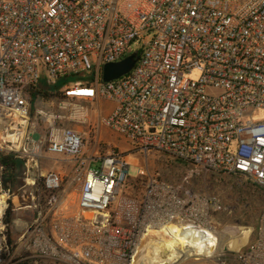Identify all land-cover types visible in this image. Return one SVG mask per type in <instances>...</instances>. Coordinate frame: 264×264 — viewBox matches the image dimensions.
Here are the masks:
<instances>
[{"label": "built area", "instance_id": "built-area-1", "mask_svg": "<svg viewBox=\"0 0 264 264\" xmlns=\"http://www.w3.org/2000/svg\"><path fill=\"white\" fill-rule=\"evenodd\" d=\"M134 41L130 71L102 81V66ZM193 70L198 78H187ZM69 75L85 78L64 86L66 97L113 103L98 124L122 136L126 151H99L84 131L30 121L27 87ZM255 109H264V0H0V151L22 161L16 191L0 184V264L12 248L23 255L9 264H139L150 232L169 229L216 241L220 197L202 175L239 176L264 191V119L247 118ZM17 130V146L6 145ZM131 152L182 164L180 176L148 173L141 192L127 195ZM235 257L264 264V205L254 240Z\"/></svg>", "mask_w": 264, "mask_h": 264}, {"label": "rangeland", "instance_id": "rangeland-1", "mask_svg": "<svg viewBox=\"0 0 264 264\" xmlns=\"http://www.w3.org/2000/svg\"><path fill=\"white\" fill-rule=\"evenodd\" d=\"M139 47L140 44L137 41L132 42L128 53L138 50ZM86 73L87 76L90 74V72ZM198 76L196 70L186 74L189 79H197ZM111 107L112 104L107 100H101L98 109L96 103L91 104L71 97L62 99L37 97L30 103L29 119L44 130L46 127L70 126L84 131L88 133V145L90 147L96 146L99 151H103L108 146H115L121 151H126L129 148V143L122 136L108 127L98 124L99 115H104ZM247 118L263 120L264 109L253 110L247 115ZM49 122L51 125H49ZM168 161L169 159L161 154H151V156L145 157L143 153H128L127 163L129 168L127 178L122 185L123 193L127 195L139 194L148 173L159 174L170 181L177 180L181 171L176 168L174 170V167L175 164H178L175 162L170 164L167 163ZM97 165V163L91 164L92 167ZM51 166L52 160L46 159L42 162L43 171ZM178 166L182 167V164ZM67 169H69V166ZM202 178L206 181V189L220 197V209L215 216L220 225L256 224L264 202V195L261 190L255 188L250 181L235 175L223 174L211 177L210 174H207L204 177L202 175ZM169 230L168 232L173 234L172 236H179L173 229ZM22 255V252L19 253L18 249L12 248L10 255L6 258L7 264ZM180 264H239V262L237 259L210 258L198 261L188 259Z\"/></svg>", "mask_w": 264, "mask_h": 264}, {"label": "bare ground", "instance_id": "bare-ground-1", "mask_svg": "<svg viewBox=\"0 0 264 264\" xmlns=\"http://www.w3.org/2000/svg\"><path fill=\"white\" fill-rule=\"evenodd\" d=\"M4 207V196L0 194V215ZM244 231V227L238 229L239 233ZM177 233L179 236L174 237L170 232L167 235L150 232L143 242L144 253L139 264H179L189 256H208L220 244L218 239L209 238L208 233H196L187 228L179 229Z\"/></svg>", "mask_w": 264, "mask_h": 264}, {"label": "trees", "instance_id": "trees-1", "mask_svg": "<svg viewBox=\"0 0 264 264\" xmlns=\"http://www.w3.org/2000/svg\"><path fill=\"white\" fill-rule=\"evenodd\" d=\"M85 77H80L79 75H69L64 76L58 79V81L54 85H48L45 81L41 80L35 84L27 87L26 92L28 94L29 102L32 103L34 98H55L62 99L66 98L62 88L64 86L70 85L73 82ZM22 161L16 157H14L11 153H6L0 151V165H3V169L0 172V184L1 188L4 191L15 192L17 187L20 185V181L18 180V175L21 170ZM178 164V163H177ZM179 165V164H178ZM178 165L175 164L176 168ZM134 195V193L130 194ZM12 218V212L10 208H8L4 222L8 223ZM7 242L10 246H12L15 235L12 233L10 226L7 225ZM18 264H33L31 261L26 259H21ZM42 264V263H39Z\"/></svg>", "mask_w": 264, "mask_h": 264}, {"label": "crops", "instance_id": "crops-1", "mask_svg": "<svg viewBox=\"0 0 264 264\" xmlns=\"http://www.w3.org/2000/svg\"><path fill=\"white\" fill-rule=\"evenodd\" d=\"M112 104L111 109L113 108V103L109 101ZM108 110V114L110 111ZM100 116V115H99ZM67 170V169H66ZM255 188L261 190L264 195V191L255 186ZM264 205V202H263ZM262 205V206H263ZM224 211V210H223ZM230 212V211H229ZM228 212V213H229ZM218 222V221H217ZM256 224L252 223H246V224H223L220 225L218 222V240L220 241V244L217 248V251L211 258L216 259H236V252L238 250H245L247 246L254 240L255 234H256ZM240 227H244L246 231L244 233H239L238 229Z\"/></svg>", "mask_w": 264, "mask_h": 264}, {"label": "water", "instance_id": "water-1", "mask_svg": "<svg viewBox=\"0 0 264 264\" xmlns=\"http://www.w3.org/2000/svg\"><path fill=\"white\" fill-rule=\"evenodd\" d=\"M137 57H138L137 52L132 51L126 57L121 59L120 61L105 63L100 70L101 80L106 82V81L116 79V78L126 74L133 67ZM20 134H21V131L17 130L15 132L14 139H12L11 134H10L7 138L8 143L6 145L16 147L17 146V140H18V137L20 136ZM32 136L34 139H37L39 137V134L33 133ZM13 205L17 206L18 203L13 201Z\"/></svg>", "mask_w": 264, "mask_h": 264}]
</instances>
